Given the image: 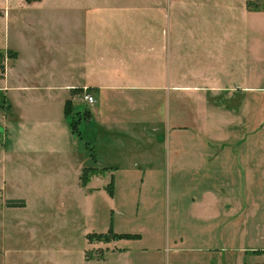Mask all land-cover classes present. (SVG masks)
<instances>
[{
	"label": "crops",
	"instance_id": "0c3cea01",
	"mask_svg": "<svg viewBox=\"0 0 264 264\" xmlns=\"http://www.w3.org/2000/svg\"><path fill=\"white\" fill-rule=\"evenodd\" d=\"M234 3L236 0H0V22L4 24L3 30L0 29L5 37L0 42V64L4 72L0 75V92L5 93L3 107L10 115L5 121L6 128L12 134L17 132L11 140L20 138L18 141L25 145L16 149L30 153L33 165L38 168L51 164L50 160L55 158H70V163L75 162L80 169V184L83 177L87 179L84 184L92 178L108 184L106 201L109 199L112 215L118 212L129 223L131 216L125 202L132 204V200L127 196L119 200L116 196L118 173L125 168L157 169L163 163L178 166L182 162L184 94L187 91L189 97L198 96L196 90L205 86L185 85L184 68L190 67L195 72L200 68L195 59L199 44L213 42L215 52L218 39L223 42L218 44L219 48L224 49L226 43L230 45L229 33L210 37L204 34V26L231 23ZM219 54V51L217 55L213 53L212 59ZM220 60L221 69L226 72L224 60ZM213 63L202 67H212L204 69L214 72ZM215 87L213 82L202 88ZM83 88L94 90L96 102L84 113L77 112V132H74L70 113L66 112L67 103L75 104L71 92ZM159 101L165 106L163 113L153 111ZM171 104L173 126H169ZM71 110L73 113V107ZM83 119L93 133L87 144L89 155L85 151L81 157L80 149L74 145L80 141L77 124ZM63 141L68 146L59 147L57 142ZM88 169L92 170L88 177L83 176ZM144 178L141 177L145 184ZM102 194L106 196L105 192ZM204 198L205 203L193 199L191 204L189 216L197 221L196 229L202 223L209 231L207 226L225 218L220 230L226 232L229 227L230 233L239 213L241 237L242 221L244 230L247 226L241 208L239 212L227 209L222 213L218 196ZM27 206L26 201L23 208H8L9 224L22 228L29 224L40 226L43 212H38L37 218L25 220L22 211L26 212ZM71 212L67 210L68 215ZM155 212L143 213V218L153 227L151 230L144 227L143 232L120 231L112 222L108 232H101L131 238L113 237L111 242L91 245L87 234L92 232L85 231L88 246L101 250L102 254L99 259H87L86 249L84 255L80 254L83 264L244 263L242 255L246 250L241 245L233 249L232 244L194 242L191 235L185 232L174 235L171 230L164 239L151 219ZM86 215L87 211L83 217ZM149 231L156 239L153 242L162 241L159 245L145 244L143 234Z\"/></svg>",
	"mask_w": 264,
	"mask_h": 264
},
{
	"label": "rangeland",
	"instance_id": "374dc122",
	"mask_svg": "<svg viewBox=\"0 0 264 264\" xmlns=\"http://www.w3.org/2000/svg\"><path fill=\"white\" fill-rule=\"evenodd\" d=\"M241 1L236 0V5L231 7V23L204 26V34L210 37L212 34L218 37L220 33L221 37L224 33L228 36L229 33L230 45L226 43L224 49L219 48L218 44L223 42L218 39L215 52L213 42L209 45L206 42L204 46L199 44L195 59L201 64L200 68L197 72L190 67L184 68L185 85L207 86L214 82L216 87L202 86L196 90L198 96L193 97L185 91L182 162L178 166L163 163V167L157 169L125 168L118 173L116 196L119 200L127 196L133 204L125 202L128 204L125 209L131 216L129 223H125L126 218L118 212L112 215L109 199L106 201L108 184L98 178L80 184V169L75 162L70 163V158H55L50 160L51 164L48 162L38 168L33 165L30 153L16 149L25 145L18 141L20 138L11 140L17 132L12 134V130L6 128L5 121L10 115L3 107L6 105L5 93L0 92V264H83L80 254L84 255L86 249L87 259H99L102 251L93 250L87 239L91 245L111 242L114 236L101 232H108L112 222L120 231L135 229L143 232L144 227H151L143 213L152 210L157 211L152 213L153 224L164 239L171 230L174 235L182 232L191 235L194 242L232 244L233 249L241 245L246 250L242 255L245 256L243 264H264V0ZM1 27L3 30L4 24L0 22ZM1 32L0 29V42H3L5 37ZM218 51V57L212 59L211 55H217ZM220 58L224 60L226 72L221 69ZM213 60L216 71H206L204 68L212 67L202 65H212ZM0 68H3L1 64ZM74 91L71 92L75 104L71 106L70 122L76 123L77 112L84 113L92 106L78 100L77 95L83 89ZM93 91L88 88L89 93ZM172 104L169 126L174 124ZM164 108L159 101L153 111L163 113ZM86 124L84 119L77 124L81 137L74 148L80 149L81 157L85 151L89 155L87 144L93 133ZM57 143L59 147L68 146L67 141ZM30 145L27 143V147ZM141 177H145V184ZM205 196H218L222 213L227 209L239 212L241 208V216L243 218L245 214L247 220L246 230L242 221L241 237L239 213L230 233L229 227L226 232L220 230L225 218L207 226L209 231L202 223L196 229L197 221L189 216L191 204L193 199L205 203ZM21 198L28 205L26 212L22 211L25 220L37 218L38 212H43L44 220L40 226L29 224L22 228L9 224L8 208L16 207H9L7 203ZM67 210L72 212L68 215ZM85 211L87 217H83ZM89 235H92L91 240ZM143 235L145 244L162 242L159 239L153 242L156 239L151 231ZM102 236L105 237L102 239Z\"/></svg>",
	"mask_w": 264,
	"mask_h": 264
},
{
	"label": "trees",
	"instance_id": "16d2710c",
	"mask_svg": "<svg viewBox=\"0 0 264 264\" xmlns=\"http://www.w3.org/2000/svg\"><path fill=\"white\" fill-rule=\"evenodd\" d=\"M251 3H253V2H249V4H251ZM72 92H75V91L73 90ZM66 112H67V114L71 113V104L70 103H67ZM72 127H73V131L74 132H77V128H76V123L75 122L72 123ZM91 171L92 170H89V169L88 170H85L84 174L87 173V172H91ZM86 180L87 179L83 177V184L85 183ZM7 205L9 207L22 208V207H25V202L23 200H13V201L10 200V201H8ZM91 237H92V235H89L88 236L89 240H91ZM99 237L101 238V236H99ZM104 237L105 236H102V239ZM114 237L115 238H118L119 237L120 239H122V238H131L132 236H129V235H121V236L115 235Z\"/></svg>",
	"mask_w": 264,
	"mask_h": 264
},
{
	"label": "built area",
	"instance_id": "2783aa9c",
	"mask_svg": "<svg viewBox=\"0 0 264 264\" xmlns=\"http://www.w3.org/2000/svg\"><path fill=\"white\" fill-rule=\"evenodd\" d=\"M4 72L0 68V75H3ZM80 98L79 100H83L84 102L93 105L96 101L94 99V96L88 92V88H83V92L77 95V98Z\"/></svg>",
	"mask_w": 264,
	"mask_h": 264
}]
</instances>
